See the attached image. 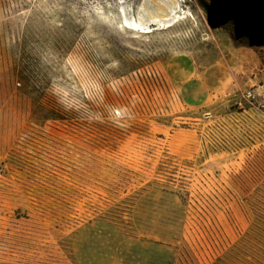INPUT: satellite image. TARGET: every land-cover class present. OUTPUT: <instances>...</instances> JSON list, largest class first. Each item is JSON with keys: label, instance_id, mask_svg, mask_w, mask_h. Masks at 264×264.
Listing matches in <instances>:
<instances>
[{"label": "rangeland", "instance_id": "rangeland-1", "mask_svg": "<svg viewBox=\"0 0 264 264\" xmlns=\"http://www.w3.org/2000/svg\"><path fill=\"white\" fill-rule=\"evenodd\" d=\"M0 264H264V0H0Z\"/></svg>", "mask_w": 264, "mask_h": 264}, {"label": "bare ground", "instance_id": "bare-ground-1", "mask_svg": "<svg viewBox=\"0 0 264 264\" xmlns=\"http://www.w3.org/2000/svg\"><path fill=\"white\" fill-rule=\"evenodd\" d=\"M151 1V0H150ZM145 2V1H144ZM173 2V1H172ZM176 2V1H175ZM142 3V2H141ZM149 3V2H148ZM177 3V2H176ZM156 4V3H155ZM158 4V3H157ZM164 5H165V3H164ZM172 5V4H171ZM152 6H154V5H152ZM174 6V5H173ZM156 7V6H155ZM168 7V6H167ZM158 8V7H157ZM160 8V7H159ZM163 8V7H162ZM173 8V7H172ZM175 9V8H174ZM181 9V8H180ZM179 9V10H180ZM152 9L150 8V11H151ZM163 10H164V16H167V17H169L171 14H172V12L174 13V11H173V9H171V8H163ZM162 12V11H161ZM147 12H146V8H144V7H142V5L141 6H139L138 8H137V10L135 11V14H132V16L131 17H127L126 15H123V11H122V9L120 8L119 9V14L118 15H121V16H119V17H122V20H123V22H125L127 25H126V29L128 30V31H130L131 33H136V34H140V35H144V34H149V33H152L153 32V30L154 29H157V30H159V29H164V28H166V29H168V28H171V27H175V26H177V25H179L181 22L183 23V21H185L187 18H186V16H184V15H180L179 13H180V11H179V13L177 12V14H179L180 16H178L177 15V19L176 20H174V21H172L171 23H168V24H166V25H164L163 23H161V24H153V23H150V25L148 24V23H145L144 21L145 20H143V18L145 17V16H147L148 17V19H147V21H149V20H154V16L151 14H149V15H145L144 16V14H146ZM186 13V12H185ZM148 14V13H147ZM157 15V14H156ZM160 16V15H159ZM174 16V15H173ZM172 17V16H171ZM188 17V16H187ZM176 18V17H175ZM121 20V19H120ZM188 21V20H187ZM153 22V21H152ZM162 22V21H161ZM166 26V27H165Z\"/></svg>", "mask_w": 264, "mask_h": 264}]
</instances>
